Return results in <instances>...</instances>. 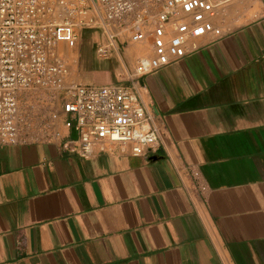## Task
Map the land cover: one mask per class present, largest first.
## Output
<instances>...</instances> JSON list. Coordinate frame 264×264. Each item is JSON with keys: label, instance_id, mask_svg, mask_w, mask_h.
<instances>
[{"label": "crops", "instance_id": "crops-1", "mask_svg": "<svg viewBox=\"0 0 264 264\" xmlns=\"http://www.w3.org/2000/svg\"><path fill=\"white\" fill-rule=\"evenodd\" d=\"M207 1L213 32L141 77L151 30L100 59L107 32L87 6L77 51L57 47L74 60L69 80L132 82L160 146L103 145L87 159L42 140L0 146V264H264V0Z\"/></svg>", "mask_w": 264, "mask_h": 264}, {"label": "built area", "instance_id": "built-area-1", "mask_svg": "<svg viewBox=\"0 0 264 264\" xmlns=\"http://www.w3.org/2000/svg\"><path fill=\"white\" fill-rule=\"evenodd\" d=\"M74 1L0 0V146L42 140L83 159L103 145L126 146L133 155L156 151L160 130L132 82L87 86L69 80V67L57 47L77 49L79 30L93 22L82 0ZM96 1L107 32V42L96 48L98 58H107L122 35L141 43L151 30L152 56L137 60L136 77L183 58L190 40L213 32L209 19L218 8L207 0ZM56 5L65 14L59 21L53 17ZM180 14L189 18V25ZM116 26L119 33H109ZM23 96L35 97L37 106L55 107L39 115L34 102L21 106ZM190 174L197 177L195 171Z\"/></svg>", "mask_w": 264, "mask_h": 264}, {"label": "rangeland", "instance_id": "rangeland-1", "mask_svg": "<svg viewBox=\"0 0 264 264\" xmlns=\"http://www.w3.org/2000/svg\"><path fill=\"white\" fill-rule=\"evenodd\" d=\"M43 1H45L47 4H53V3H56V1H61V0H43ZM65 2H67V3H75V1L74 0H64ZM82 2L84 3V5H86V7L89 5V6H91V7H94L95 6V8L97 9V1L96 0H82ZM78 3H80V2H78ZM78 3H76V5L78 4ZM58 5V4H57ZM55 6L56 8H55V12H54V19H56V20H61L62 19V17L64 18L65 17V14H63L62 12H61V9H60V7L59 6ZM113 28V27H112ZM111 28V29H112ZM95 38L96 37H94V40H95ZM121 38H126V36L125 35H122L121 36ZM61 46H65V47H67L65 44H62ZM77 49H78V47H77ZM77 49H71L72 50V52H75V51H77ZM67 50H69L70 51V48L69 47H67ZM69 58V57H68ZM66 60H65V62H66V64L68 65V64H70V67H73L74 66V60L72 59V58H70L69 60H70V63H68V60H67V58H65ZM96 63V62H95ZM69 67V66H68ZM22 100L24 101L23 103H22V105L21 106H23V105H26V104H33V102H34V104H35V101H36V98L35 97H24L23 96V98H22ZM39 100H41V99H39ZM35 106L39 109V112H38V114L39 115H48V113L51 111V109H52V107H51V105H49V104H43V105H38L37 106V103L35 104Z\"/></svg>", "mask_w": 264, "mask_h": 264}]
</instances>
